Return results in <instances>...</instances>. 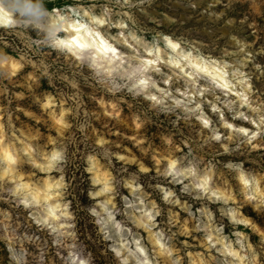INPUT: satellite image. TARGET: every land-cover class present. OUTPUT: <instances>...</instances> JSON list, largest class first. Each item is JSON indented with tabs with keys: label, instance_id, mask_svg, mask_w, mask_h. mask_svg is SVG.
I'll return each instance as SVG.
<instances>
[{
	"label": "rangeland",
	"instance_id": "rangeland-1",
	"mask_svg": "<svg viewBox=\"0 0 264 264\" xmlns=\"http://www.w3.org/2000/svg\"><path fill=\"white\" fill-rule=\"evenodd\" d=\"M47 2L61 3L64 12L71 17L84 19V11L101 16L106 21L102 32L112 37L117 31L110 26L122 23L125 26L123 37L134 49L133 53L120 49L125 56L123 71L137 64L148 43L159 49L161 61L168 63L175 58L164 46L166 37L173 39L179 45L178 51L185 55L179 59L183 70L170 71L161 65L157 68L159 75L148 71L145 74L148 86L139 91L140 85L134 76L95 75L63 53L56 54L45 48L39 55L49 67L47 74H41L34 68L36 61L29 59L32 53L27 47L35 33L16 25L12 29L0 28V51L8 56L9 62L18 63L15 72L7 65L11 77L0 86V145H9L16 158L11 171L6 170L0 158V188L4 189L0 191V264H38L42 259L47 264H124L137 255L151 260L150 250L154 254L164 241L157 243L148 230L125 223L118 212L113 213V221L106 223L113 210L105 204V197L91 194L98 186L91 183L93 173L87 171L91 166L87 155L94 154L101 143L107 141L117 156L129 159L135 156L139 163L126 164L114 157L113 175H122L128 180L139 175L149 199L162 206L163 193L153 192L148 187L156 182L153 177L160 165L159 148L145 156L138 142L158 146L162 139L171 138L177 151L182 152L187 151L190 141L199 140L202 134L208 137L214 133L221 136V141H213L215 147L207 148L204 155L211 163L207 173L199 177L200 182L205 178L203 184L209 189L202 194L211 199L205 204L185 198L182 203L190 204L197 217L201 208L212 212L210 234L213 242L219 239L220 243L209 249L207 235L203 231H191L186 223L189 215L180 206L173 212L183 227H171L168 235L177 233V251L184 250L183 255L189 258L190 264H207L205 253L209 259L219 256L227 264L236 258L230 252L242 255L239 244L255 246L264 232V147L255 139L247 147L231 153L220 147L225 133L243 128L251 136L258 127L250 122L251 118H240L231 108L215 103L212 92L225 103L236 101L245 116L249 112L244 99L249 94L245 88L251 91L249 99L264 98V0ZM26 4V17L39 26L42 35L47 34L49 16L45 5L41 0H26ZM133 56L137 57L134 63ZM193 59L218 69L224 82L192 72L187 60ZM236 68L244 74L242 85L232 78ZM185 72L191 73L190 79ZM223 83L228 87L222 89ZM152 96L156 100L151 99ZM47 98L51 99V104L45 107ZM60 117L63 125L58 123ZM83 122L88 125L87 135L82 130ZM223 123L232 124L233 129L223 127ZM65 141H70L67 147L72 160L60 172L51 155L60 153L66 146ZM230 161L242 163L243 169L229 175L224 166ZM140 163L149 168L148 173L140 172ZM62 174L64 183L71 184L66 193L58 183ZM221 175H225L224 183L230 187L217 182ZM240 176L248 184L241 183ZM46 182L52 186L49 199L54 204V216L48 213V200H34L30 191L21 186L28 183L31 188H42ZM135 187L133 184L132 188L118 189L113 199L118 209L123 207L125 198L130 202L134 199ZM161 187L166 185L161 184ZM176 187L179 189L180 185ZM9 188L11 197L7 192ZM213 192L217 196H232V199L225 205L222 199L212 196ZM236 206H239L237 219H244L249 225L234 223L227 215L223 216L222 224L217 222L222 213L236 210ZM145 210L151 211L150 208ZM169 219L170 215L157 217V229L153 232L160 230ZM115 224H119L120 229H115ZM109 226L117 233L115 238ZM216 228L221 231L216 233ZM185 230L190 234L184 235Z\"/></svg>",
	"mask_w": 264,
	"mask_h": 264
},
{
	"label": "clouds",
	"instance_id": "clouds-1",
	"mask_svg": "<svg viewBox=\"0 0 264 264\" xmlns=\"http://www.w3.org/2000/svg\"><path fill=\"white\" fill-rule=\"evenodd\" d=\"M45 5L46 11L49 16V32L42 35L39 30V26L33 23V21L26 17L25 12L28 10L26 0H0V16H9L13 19L14 25L20 27L21 29L28 30L35 33V37L28 42V50L32 53L29 57L30 60L34 59L36 62L34 68L37 69L41 74H47V68L49 66L45 65L43 59H41L39 53L45 48L54 50L56 54H62L64 49L61 47V40L58 39L57 33L61 31L62 26L64 30L67 31L66 25L72 20V17L64 12L61 7V3L49 4L47 0H41ZM47 5V6H46ZM33 11H35L33 9ZM46 59V58H45ZM137 57H131L132 62L136 61ZM9 58L8 56L0 51V86L6 79H10L11 74L8 70ZM142 65H138L135 71V79L140 80L144 75V71H141ZM227 68L228 65H225ZM131 70V69H130ZM157 71H159L157 69ZM243 73L240 72L239 68H236L232 73L233 80L242 85L244 80ZM134 86V85H133ZM222 87V86H221ZM132 87L129 88V91ZM111 91V88H109ZM248 92V96H244L247 99L249 105L248 115L245 116L243 112L239 110L236 101H227L226 103L222 100L221 96L216 95L212 92L215 103L223 104L226 108H231L233 114L239 113L240 118L249 119L250 122L255 123L258 127V131H255L249 135L243 134L241 136L240 129H233L232 124L223 123V127L227 129H233L231 133L224 134V142H221L220 147L224 149L225 152L239 151L241 147H247L252 144L253 139L257 140V143L264 147V98L249 99L251 96L250 89L245 88ZM197 108L200 107L199 104L196 105ZM219 111V109H215ZM139 119V117H137ZM231 125V127H228ZM88 125L86 122L82 123V130L85 135H87ZM213 141L220 142L221 136L213 134L211 136L205 137L203 134L199 140L190 141L187 145V151L178 152L171 138L162 139V143L158 146H145L138 142V147L140 151L149 156L152 154L155 148H159L157 155L160 156V165L156 169V176L153 179L156 181L155 184H150L148 187L152 189L153 192H162V206H158L156 203L149 199L147 190L141 187L142 181L139 179V175L133 177L131 180L125 179L122 175H113L112 169V159L115 157L120 161H124L126 164H136L139 161L133 156L131 159L126 156H117L115 152L111 150L110 145L107 141L101 143V146L94 151V154L87 155V161L91 164L87 168V171L93 173L91 180L92 185L98 186L94 187L92 190V195L95 197H105V204L111 206L112 212H109L107 221H113V213L118 212L124 218L125 223L135 226V228H144L151 232L157 241H164L163 248L155 251L154 254L150 250L152 259L149 260L148 256L137 255L135 259L125 260L124 264H190L189 258L183 255L184 250L177 251L178 242L175 240L177 233H172L171 236L168 235L171 232V227L179 226V221L174 215V208L180 206L189 215V220L186 222L191 228L192 232H204L207 235V246L209 249L215 248L219 245V239L213 242V237L210 234L212 229H210V222L213 220V214L206 208H201L200 216H195L191 211L190 204H184L182 201L185 198H192L198 201H203L207 204L208 199L211 197H206L202 193L209 191L205 184L201 183L199 177L204 176L210 166V161L206 158L204 153L209 146L215 147L212 143ZM70 141H65V147H62L60 153H58L57 170L63 172V170L69 165L72 160L71 152L69 151L67 145ZM235 145V148L231 147ZM119 147V145H116ZM219 149H217L218 151ZM101 161H104L102 164ZM225 169L228 170V174H233L238 170L243 169L242 163L229 162L226 164ZM264 171V169H262ZM140 172L148 173L149 168L145 167L143 163H140ZM65 176L62 174L60 176L59 184L64 189L65 193L71 187V184L64 183ZM225 175L217 177V182L223 187L228 188L229 185L224 183ZM135 184L136 187L132 191L133 200L130 202L127 198L124 199L123 207L117 208L113 203V199L118 195V189L120 187L132 188ZM161 184L166 185V187H161ZM177 185L180 188L177 189ZM0 191H4L0 188ZM9 197L12 195V190L7 189ZM218 200L222 199L223 203L227 205L232 196L222 197L217 196L215 192L212 193ZM2 198V197H0ZM146 208H150L151 211H146ZM238 208L236 210L229 209L226 213H222V218L218 220V223H223V216L227 215L234 223H248L247 221H241L237 219ZM96 214V213H94ZM162 215H170V219L167 224L163 225L160 230L157 229L155 220L157 217ZM115 229H120L119 224H115ZM109 230L113 231L111 226ZM216 233L221 231L220 228L214 229ZM184 235H189L188 231L183 232ZM117 236V233L113 231V238ZM167 237V238H166ZM139 244V240H137ZM165 245H167L165 247ZM242 251V255L234 256L235 259L228 261L227 264H264V232L260 234V240L255 246L247 244H239ZM205 259L207 264H225L219 256L215 259H209L207 253H205ZM38 264H47L45 260H40Z\"/></svg>",
	"mask_w": 264,
	"mask_h": 264
},
{
	"label": "bare ground",
	"instance_id": "bare-ground-1",
	"mask_svg": "<svg viewBox=\"0 0 264 264\" xmlns=\"http://www.w3.org/2000/svg\"><path fill=\"white\" fill-rule=\"evenodd\" d=\"M84 19H80L79 17H72V20L66 25L67 27V31L64 30V26H62L61 31L59 33H57V37L59 40L64 41V42H68L70 40H72L74 37H81V41L82 42H95V37L93 36H89L88 31L85 30V28L87 29H91L93 32H98L100 37H102L103 39H105L108 43L112 44L113 47H115L117 49V56L116 57H112L111 59H108L107 56H98L95 53L90 54L89 51H81L79 48L75 47V45L72 46V49L69 50L68 47H65L64 45H61V47L64 49L63 54L69 59V60H73L74 62L77 63V65H84L88 68V70H90L92 73H94L95 75H100V74H104V75H123L126 74V76H134L135 77V71L138 65H144L145 67V71H144V75L141 77V79H146V72L150 71L152 73H154V75H159V71H157V68L160 67L161 65H163L166 69L173 71L174 69H176L175 65L179 64V59L184 57V54H181L177 49H172L169 46V41L177 44L173 39H170L168 37L165 38V40H163L164 42V46L166 47V49L168 50L169 53L175 54V58H171V60L167 63L166 61H161V57L159 56V49L156 47L155 44L153 43H148L146 46L143 47V54L140 55V58L138 59L137 64L135 65H131L128 70L123 71L122 70V66L124 64L123 60L125 58L124 53L120 50L125 49L126 51L132 52L133 53V46L131 44V42L129 40L124 39L123 37V32L125 29V26L122 23H116L113 26H110V28H114L115 31H117V34L115 37H112L110 34H105L104 32H102V30L104 29V26L106 24L103 25H96L94 23V20L96 19H103L101 16H95L93 13H89L84 11ZM80 26L81 30L80 32H76L75 28ZM15 25L13 23V19L10 18L9 16H0V28H4V29H12L14 28ZM108 30L110 29L109 27H107ZM111 28V29H112ZM107 30V29H106ZM49 32V27L47 28V33ZM178 45V44H177ZM152 55H149V54ZM169 55V54H168ZM95 57V58H94ZM151 60L152 64L150 66H147V62ZM187 64L190 67L192 72H196L198 74H205L204 72L200 71V69H204L206 68L208 70V73H211L210 76H212L213 80L214 79H219V81L224 82V78L222 73L211 66H207L204 62L200 61V60H187ZM9 68L15 72L18 70V63L14 62V61H10L8 63ZM131 69V70H130ZM179 69V68H177ZM181 69V67H180ZM183 70V69H181ZM185 76L187 79L191 78V73H187L185 72ZM206 76V75H205ZM209 76V77H210ZM135 82L138 83L140 85V80L135 79ZM225 83H223L222 85H224ZM225 88V87H224ZM139 91L145 89L144 86L140 85L138 86ZM223 89V87H222ZM221 89V90H222ZM230 95H233V93H231ZM51 104V99L47 98L46 103H45V107L49 106ZM58 123L63 125L62 122V118L60 117V119H58ZM26 148V147H25ZM7 151L9 153H11V155L13 156V159L15 160L16 163V158L14 153L12 152L11 147L4 143H1L0 145V158L5 162L6 164V170L11 171L13 169L14 164H9L3 157V153ZM53 154H56L55 152L52 153L51 156H53ZM6 172H4L2 174L5 175ZM240 176V182L242 183L243 180L241 179ZM245 179V178H244ZM206 180L205 178L201 180L202 183H204ZM243 184H245L243 182ZM21 186L25 189V190H29L30 191V196L33 198L34 196L36 197V201L38 200H48V213L50 215H53V208H54V204H52L53 202H50V188L52 187L50 184H48L47 182L44 184V187L42 188H38V187H33L31 188L30 185L28 183H22ZM54 216V215H53ZM241 221H246L244 219H240ZM248 222V221H247ZM243 224V222L241 223ZM246 225H249L248 223H244Z\"/></svg>",
	"mask_w": 264,
	"mask_h": 264
},
{
	"label": "snow or ice",
	"instance_id": "snow-or-ice-1",
	"mask_svg": "<svg viewBox=\"0 0 264 264\" xmlns=\"http://www.w3.org/2000/svg\"><path fill=\"white\" fill-rule=\"evenodd\" d=\"M94 23L96 25H103L106 23V21L104 19H96V20H94ZM80 30H81L80 26L75 28L76 32H80ZM85 30L88 31L89 36L95 37V42H82L81 37L77 36L68 42L62 41L61 44L64 45L65 47H68L69 50H71L72 46L75 45V47L79 48L81 51H89L90 54L95 53L98 56H107L108 59H111L112 57L117 56V49L115 47H113L112 44L108 43L105 39L100 37L98 32H93L91 29H87V28H85ZM169 46L172 49H177L179 47V45L174 44L170 41H169ZM149 55H152V54L150 53ZM151 64H152V61L149 60L147 62V66H150ZM145 67L146 66L142 65L140 70L145 71ZM175 67L180 68V65L176 64ZM200 71L204 72L206 75H211V73H208V70L206 68L200 69ZM140 85L147 87L148 81L146 79H140ZM221 86L225 87V88L228 87L227 84H224ZM151 99L156 100V97L152 96ZM244 99L246 100L247 98L244 97ZM207 123L208 122L205 120L204 121L205 126H207ZM228 127H231V125H228ZM240 131H241V133H243L245 135L247 134L244 129H240ZM3 157L9 164L15 163L13 156L9 152L5 151L3 153ZM57 158H58V154H53L52 160L55 161ZM241 179L243 180V182L245 184H248V181L246 179H244V177H241ZM33 199L35 200L36 197L34 196ZM157 243H159V241H157ZM160 247L163 248V244H161ZM229 254L232 256L237 255V253H235V252H230Z\"/></svg>",
	"mask_w": 264,
	"mask_h": 264
}]
</instances>
